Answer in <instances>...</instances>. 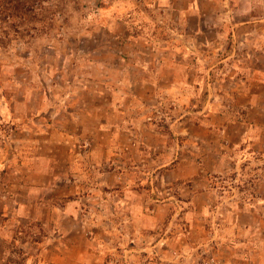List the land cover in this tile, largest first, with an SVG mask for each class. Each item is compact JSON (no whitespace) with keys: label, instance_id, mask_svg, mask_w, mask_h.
<instances>
[{"label":"clouds","instance_id":"1","mask_svg":"<svg viewBox=\"0 0 264 264\" xmlns=\"http://www.w3.org/2000/svg\"><path fill=\"white\" fill-rule=\"evenodd\" d=\"M0 264H264V0H0Z\"/></svg>","mask_w":264,"mask_h":264}]
</instances>
